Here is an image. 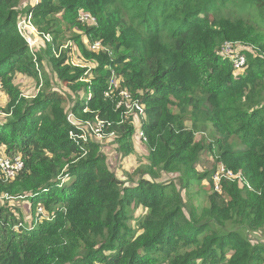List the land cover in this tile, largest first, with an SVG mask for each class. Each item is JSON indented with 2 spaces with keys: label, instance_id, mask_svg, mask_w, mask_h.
I'll use <instances>...</instances> for the list:
<instances>
[{
  "label": "trees",
  "instance_id": "trees-1",
  "mask_svg": "<svg viewBox=\"0 0 264 264\" xmlns=\"http://www.w3.org/2000/svg\"><path fill=\"white\" fill-rule=\"evenodd\" d=\"M18 2L0 0V155L23 163L11 179L0 170V264H264V243L246 236L264 228V0ZM247 8L254 16L235 17ZM62 11L101 45L84 47L89 67L70 65L66 53L48 61L70 98L38 75L43 59L60 53ZM80 12L98 22L83 23ZM28 15L40 36L52 35L41 36V51L19 28ZM228 41L239 43L232 54L246 55L242 73L222 54ZM112 74L117 88L106 97ZM18 75L40 82L35 96L22 93ZM119 91L144 110L146 163L126 178L99 142L74 145L68 132L78 129L66 119L112 122L109 141L130 156L137 117L116 108ZM203 153L213 163L205 169ZM220 165L237 177L222 176L218 192ZM163 173L182 178L184 190L208 182V206L185 213L181 183L159 180Z\"/></svg>",
  "mask_w": 264,
  "mask_h": 264
},
{
  "label": "rangeland",
  "instance_id": "rangeland-1",
  "mask_svg": "<svg viewBox=\"0 0 264 264\" xmlns=\"http://www.w3.org/2000/svg\"><path fill=\"white\" fill-rule=\"evenodd\" d=\"M34 2H36V0H19L18 2V9H20V7H24L25 5L29 4H33ZM80 10H85L88 11L86 8H80ZM89 12V11H88ZM253 14H255V10L254 9H250L247 8L245 11H243V13H239L237 15H235V17L240 16L241 18H244L246 16H254ZM24 16V15H23ZM27 18V16H26ZM25 18V19H26ZM96 19V17H94ZM56 19L60 22L61 25V34L59 36H57V42H59L60 45V53L56 52V56L55 54L52 53V55L47 58V59H43L41 68L39 70V78H41V76L43 77L48 76L49 78H51L53 80V85L52 87H57L60 91H63L65 96L67 98L71 97V93L70 91L58 80H56L54 78V74L52 73V70L50 68V62L52 57H58L59 54L61 53H66L68 56V61L70 63V65L72 66H78V67H84L85 65H87L88 67L91 66L90 60L84 57V47L86 48V50H90V48L88 47V41H90V39H95L94 37H90L87 34H85L84 29L82 27H80V23H78L77 19H76V15L74 16V13L70 14L68 12H60L57 14ZM20 26L25 29L24 31H22L24 37L26 36L28 38V41L30 43V49L32 52H34L35 50V46H37V49L35 51H41L43 49H45L46 45L45 43H43V38L46 41H52V35H39L40 31H38V29L36 27H34L33 23L31 22L30 16H28V18L26 20H24V18H22V20H20ZM97 21V19H96ZM98 22V21H97ZM82 24V23H81ZM86 26V25H85ZM90 26V25H87ZM68 27V29H67ZM100 39H95V41H98ZM100 42V41H98ZM228 44H230V46L234 45V44H239L238 41L237 42H232V41H228L226 42ZM33 45V46H32ZM242 45V44H240ZM244 46V45H242ZM245 57V61L247 62L246 59V55H244ZM49 59V60H48ZM82 61V62H81ZM245 64L241 67V68H235L236 71H238L237 73H242L245 69ZM85 63V64H84ZM81 65V66H80ZM72 73V72H71ZM16 82H18L21 86L22 89V93L25 94V96L27 97H32L35 96L39 89L41 88V86H39L40 82L37 83L36 80L34 78H32L31 76L28 75H18L15 79ZM43 81V78H42ZM55 85V86H54ZM77 96L78 97H82L84 96V91H78L77 92ZM6 102V96L4 94V92L1 94L0 97V107L3 106ZM142 120V119H141ZM145 121V120H144ZM187 126H190V121H186ZM134 139H133V143H134V151L132 154H130V156L126 157V158H121V153L117 152V144L115 143V141H102L100 143L101 149L103 150V154L106 155V160L108 161L111 169H113L114 171H116V174L120 177V178H126L128 177L126 175L127 172L132 173L134 171V169L136 168L139 169V165H144L146 163V153H147V149L145 148L144 144L139 141V137L137 135L138 131L141 129V121L139 118L135 119V127H134ZM208 130V128L206 129ZM209 131V130H208ZM208 131H206L208 137L211 136V134H208ZM202 132V131H201ZM203 134H205V132H203ZM207 156L209 155H205V153H203L200 156V160H207V162L205 163V165L203 166V169L210 167L213 163L212 161L207 158ZM163 175H161L159 180L162 181H169L172 180L175 184H177L178 186L180 185L179 183H181L180 185V191H181V195L183 197V201L186 204L185 209H189L191 206H199V205H203V206H208V200H207V195L205 193V191L208 189V192L210 193L211 190H209V183L202 181V184L200 187H196V186H190L187 190H184L182 188V185L185 183L182 178H180L177 174L175 173H163ZM68 180V179H67ZM66 180V181H67ZM69 182V181H68ZM204 189V190H202ZM17 204H21V202H17ZM20 207H23L26 211V219L25 221H29L30 220V216H31V211L29 209V204L26 202L22 203V206L20 205ZM184 210L185 213L188 212V210ZM246 236L252 240V242H263L264 243V228L261 229H257L255 231H247L246 232Z\"/></svg>",
  "mask_w": 264,
  "mask_h": 264
},
{
  "label": "bare ground",
  "instance_id": "bare-ground-1",
  "mask_svg": "<svg viewBox=\"0 0 264 264\" xmlns=\"http://www.w3.org/2000/svg\"><path fill=\"white\" fill-rule=\"evenodd\" d=\"M28 16H27V18H28ZM26 19H24V20H26ZM79 19L83 23H88L90 25H95L96 24V19H94V16L90 15L89 13H84L83 14V12H80ZM19 23H21V21H19ZM22 35H23V33H22ZM25 38H26V36H25ZM26 39L28 41V38H26ZM89 48L93 52H97L101 48V45H100V43L98 41H94L93 43H90ZM235 54H237V53H235ZM235 54H232L231 52H229L226 55H230V59H231V56L235 55ZM240 55H242V54H240ZM231 61L233 62L232 59H231ZM116 88H117V83H116L115 75L112 74V78L110 80V89H109V91L105 92V96L106 97H110V94H111L112 90L116 89ZM0 90L3 91L2 90V82H1V80H0ZM119 96H120V99H119V101L116 104V108H121L122 107V114L125 117L133 114L135 117L139 118L140 121H141V119L144 118L143 117L144 116V110H143L142 105L137 100L132 99L131 95L129 93H127L126 91H119ZM68 115H70L73 123L68 121V119H67ZM67 117H66V119L70 123V125L74 126V127H77V129H78L76 131L71 129L68 132L69 139L76 146L83 147L89 141H94V142H99V143H101L102 141L110 142L109 140H111V138L114 136V132L113 131L108 132V128L112 125V122H110L108 120H102L98 116H95L93 121H91V120H81L80 118H78L72 112L68 113ZM120 123H122V121H120L118 124H120ZM95 129H98L99 131L96 133ZM70 132H73L75 134V136H71ZM137 135H138L139 139H141L142 141H146L144 133H143V131L141 129L138 131ZM17 157H19V159L21 160L20 156H16L14 158H10V157H7V156L0 155V158L8 159L10 161H14ZM21 162H22V160H21ZM22 167H23V163H22ZM22 167L19 170H17V172L15 174L11 175V177H6L5 172L3 171V169L1 167H0V170L2 171V173L4 174L6 179H11V178H14L20 172ZM221 168H224L226 171H230V170L226 169L225 167H223L222 165H220L216 169L215 173L212 175V179H213V177L216 174H220L221 173L220 172ZM222 176L226 177L224 174L221 175V178H222ZM221 178H220V180H221ZM60 180H63V177ZM213 181H214V179H213ZM215 190L218 191V192L220 191L219 187H218V189L215 188ZM42 213H44L43 208L42 207H38V220L42 218L41 217ZM51 216H53L52 213H51Z\"/></svg>",
  "mask_w": 264,
  "mask_h": 264
},
{
  "label": "built area",
  "instance_id": "built-area-1",
  "mask_svg": "<svg viewBox=\"0 0 264 264\" xmlns=\"http://www.w3.org/2000/svg\"><path fill=\"white\" fill-rule=\"evenodd\" d=\"M19 28H20L21 32L25 30V29H23L20 26V23H19ZM28 44L30 45L29 41H28ZM231 47L232 46H230V44L225 43V45H224V47L222 49V54L223 55L228 54L231 51L230 50ZM231 59L233 60V64H234V67L235 68H241L245 64V58H244V56L243 55H240L239 53H237L235 55H232L231 56ZM0 97H1V90H0ZM67 119H68L69 122L73 123L70 115H68ZM98 131H99L98 129H95V132L96 133ZM70 135L71 136H75V134L73 132H70ZM0 167L5 172L6 177H11V175L15 174L17 172V170H19L22 167V162L19 159V157H17L14 161H10L8 159H2V158H0ZM220 172H221L220 174H216L213 177L214 183H215L214 185H215V188L216 189H218V187H219V182H220L221 175L224 174L226 177H237L236 174H234L231 171H226L224 168H221L220 169Z\"/></svg>",
  "mask_w": 264,
  "mask_h": 264
},
{
  "label": "clouds",
  "instance_id": "clouds-1",
  "mask_svg": "<svg viewBox=\"0 0 264 264\" xmlns=\"http://www.w3.org/2000/svg\"><path fill=\"white\" fill-rule=\"evenodd\" d=\"M95 17V16H94Z\"/></svg>",
  "mask_w": 264,
  "mask_h": 264
},
{
  "label": "crops",
  "instance_id": "crops-1",
  "mask_svg": "<svg viewBox=\"0 0 264 264\" xmlns=\"http://www.w3.org/2000/svg\"><path fill=\"white\" fill-rule=\"evenodd\" d=\"M22 20V19H21Z\"/></svg>",
  "mask_w": 264,
  "mask_h": 264
}]
</instances>
